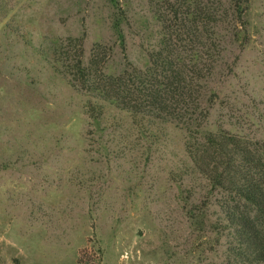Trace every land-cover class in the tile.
I'll return each mask as SVG.
<instances>
[{"label": "rangeland", "instance_id": "374dc122", "mask_svg": "<svg viewBox=\"0 0 264 264\" xmlns=\"http://www.w3.org/2000/svg\"><path fill=\"white\" fill-rule=\"evenodd\" d=\"M161 2L0 0V264H224L226 232L211 228L223 197L196 172L185 131L147 138L111 110L91 125L92 99L68 72L98 45L107 73L120 72L115 5L147 28ZM248 5L249 43L208 81L207 128L264 140V0ZM125 24L127 61L141 67Z\"/></svg>", "mask_w": 264, "mask_h": 264}, {"label": "trees", "instance_id": "16d2710c", "mask_svg": "<svg viewBox=\"0 0 264 264\" xmlns=\"http://www.w3.org/2000/svg\"><path fill=\"white\" fill-rule=\"evenodd\" d=\"M161 6L154 25L144 28L115 5L112 29L125 60L120 72L107 73V51L99 45V53L87 63L78 59L68 72L92 99L85 104L91 125L111 110L119 128L127 123L147 138L165 124L184 130L196 172L223 197L222 218L211 228L226 232L224 264H264V140L207 128L217 99L214 91L208 95V81L225 65L230 47L242 52L249 43L248 0H162ZM124 24L140 37L141 67L127 61ZM225 69L232 71L230 64ZM189 211L192 219L202 214Z\"/></svg>", "mask_w": 264, "mask_h": 264}]
</instances>
